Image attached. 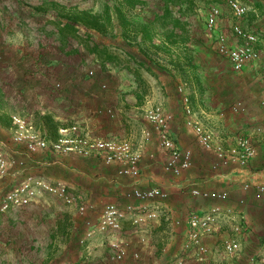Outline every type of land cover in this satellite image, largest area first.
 <instances>
[{
  "label": "crops",
  "instance_id": "0c3cea01",
  "mask_svg": "<svg viewBox=\"0 0 264 264\" xmlns=\"http://www.w3.org/2000/svg\"><path fill=\"white\" fill-rule=\"evenodd\" d=\"M55 1L0 0V141L26 167L1 183L14 185L25 172L61 182L93 207L86 214L93 222L105 204L123 208L129 203L124 194L132 187H159L168 199L158 203L159 219L142 225L139 234L128 220L122 222L115 238L125 243L126 256L116 262L108 247L110 237L95 233L80 245L84 218L73 206L45 195L57 201L53 208L43 197L0 216V264H197L196 251L184 247L186 217L191 212L201 215L215 204L221 213L213 233L202 239L208 249L202 264H247L264 242V211L254 192L257 185L264 186V51L235 72L220 58L215 40L217 34L223 35L227 44L234 45L233 25L264 34V0H238L247 8L239 20L232 17L226 0H212L221 10L214 46L209 38L172 41L160 34L157 22L149 19L153 11L145 0H138L144 3L142 9L118 6L120 0H115V7L109 8L111 24L104 32L73 22L75 12L84 7L59 6ZM182 96L222 147L234 148L239 138L249 141L254 155L246 165L211 170L214 156L198 146L184 125ZM151 106L173 116L170 136L178 147L192 152L194 166L178 178L162 170L166 156L156 133L143 140V132L152 130L144 117ZM13 114L27 117L49 139L56 138L60 127L77 125L93 138L132 142L142 153L139 179L117 176V165H106L95 156L26 154L10 141ZM245 184L250 189L243 190ZM189 188L226 192L228 200L192 196L191 200L186 194ZM55 203L64 205L67 215L58 213L56 208H61ZM65 219L68 227L61 226ZM237 224L244 227L235 235L239 251L228 255L223 245ZM133 253H138L137 260L132 259Z\"/></svg>",
  "mask_w": 264,
  "mask_h": 264
},
{
  "label": "built area",
  "instance_id": "2783aa9c",
  "mask_svg": "<svg viewBox=\"0 0 264 264\" xmlns=\"http://www.w3.org/2000/svg\"><path fill=\"white\" fill-rule=\"evenodd\" d=\"M226 7L236 20L244 18L247 14V8L238 0H226ZM220 16L221 10L217 6H212L206 13L205 31L209 39H213L214 35L216 36L215 28ZM232 34L236 38L234 45L227 44L223 35L217 34L215 47L218 54L230 63L232 70L238 72L246 64L259 59L261 52L264 51V34L243 29L239 25L232 26ZM88 75L92 76V72H89ZM58 87L56 85V88ZM181 101L184 111V125L191 131L198 146L214 156L211 167L213 170L231 164L240 166L247 164L254 155V149L246 138H239L234 148L225 149L215 141L214 134L196 119L188 98L182 96ZM106 112L111 114L109 110ZM144 117L151 125L152 131L156 133L159 147L165 153L166 159L162 165L163 172L178 178L190 170L193 165L192 152L178 147L170 136L169 125L173 116L160 106H151L145 110ZM10 124V141L17 148L22 147L26 154L48 153L56 156L80 158L95 156L106 165H117V176L119 177L132 180H137L140 177L141 149L136 148L128 140L93 138L77 125L60 127L57 130L56 138L49 139L35 130L30 120L21 114L11 115ZM150 138L151 132L144 131L143 140L146 142ZM25 170V161L19 156L9 155L4 144L0 141V180L10 174H21V171L24 172ZM248 189H250V184L243 185V190ZM254 192L257 198L261 200L264 211V186L257 185ZM45 195L73 206L77 213L84 218V234L79 240L80 245H86L88 241L92 240L95 233L110 237L108 247L112 259L116 262H121L126 256L125 243L118 240L119 238H115L116 233L121 231L122 222L128 220L132 226V231L139 234L142 225L159 219L161 211L158 202L168 199V193L159 187H132L124 194V197L130 201L129 203L123 208L115 203L105 204L97 221L93 222L86 217L87 212L91 211L93 207L80 201L75 194L69 191L66 185L61 182L51 183L25 172L22 180L10 185L0 196V216L29 207ZM190 195L205 201L226 202L228 200L227 193L219 191L194 188L190 190ZM220 213V207L215 204L201 215L191 212L186 217L187 234L184 247L196 251L195 261L197 264L203 263L204 255L208 252L202 239L213 233L214 225ZM226 214L231 215L232 211L227 209ZM174 224L179 225L180 221H175ZM243 229L241 224L233 227L234 235L229 237L223 245L226 254L233 255L239 251V243L235 235ZM139 241L142 244L146 243L143 237H140ZM131 256L133 260L139 258L138 253H133ZM178 264H182V261H179ZM247 264H264V242L259 253L248 258Z\"/></svg>",
  "mask_w": 264,
  "mask_h": 264
},
{
  "label": "rangeland",
  "instance_id": "374dc122",
  "mask_svg": "<svg viewBox=\"0 0 264 264\" xmlns=\"http://www.w3.org/2000/svg\"><path fill=\"white\" fill-rule=\"evenodd\" d=\"M52 3H56L59 6L67 5V6H72L75 8L84 7L86 9L85 11H88V12L93 11V10L102 12L105 6H108L109 8H111V7H115L116 5L115 0H57ZM145 3H147V5L152 7L151 9L153 11L152 12L153 14L149 15L150 17L149 19H152L154 22H157L156 29L160 32V34L165 35L166 37L168 36L170 39H172V41H182L184 39L189 41L191 39L192 41L198 40V41L204 42L206 39H208L206 31H205V16H206V13L209 11V9L212 6H215L212 3V0L195 1L193 4H189V2L185 0H172L168 2L167 4L165 3V0H149V1L145 0ZM143 4H137L135 6H138L142 9L144 8ZM221 6H224V4L222 3ZM222 10H224V8H222ZM211 46H214L213 39H212ZM202 48H204L203 44H202ZM222 59L224 60V58ZM203 60H204V54H203ZM2 61L3 59L0 56V63ZM224 61H226V59ZM145 131H150L151 133H153L152 130L150 129H146ZM7 188L8 186H5V184L1 183L0 181V196L6 191ZM190 190L191 188L187 189L186 194L188 193L187 196L188 198L191 199L192 197L189 193ZM45 199H46L45 203L46 201H48V203L51 205L49 206V209L53 208L54 202H57L54 198H53L54 201L46 197ZM258 200L260 201L261 206H262L261 200L260 199ZM158 203L160 204V202ZM55 204L58 205L57 203ZM58 206L61 209L56 208V211L57 212L59 211L58 213L67 215L66 214L67 212H65L64 207H63L64 205L59 204ZM261 208L263 210V206ZM43 210L44 209H42V211ZM47 212H48L47 210H44V213H47ZM68 225H69V222H67L66 219L65 221L61 223V226L63 227L64 226L68 227Z\"/></svg>",
  "mask_w": 264,
  "mask_h": 264
},
{
  "label": "trees",
  "instance_id": "16d2710c",
  "mask_svg": "<svg viewBox=\"0 0 264 264\" xmlns=\"http://www.w3.org/2000/svg\"><path fill=\"white\" fill-rule=\"evenodd\" d=\"M121 1V2H120ZM117 1L118 6H126L130 8H134L135 5L141 4L138 0H120ZM172 0H165L167 4ZM189 2V4H193L195 1H206V0H185ZM73 22H79L84 25L88 29H94L98 32H104L105 28L111 24V16L109 14V7L105 6L102 12L93 14L91 12L82 10L76 11L73 15Z\"/></svg>",
  "mask_w": 264,
  "mask_h": 264
}]
</instances>
